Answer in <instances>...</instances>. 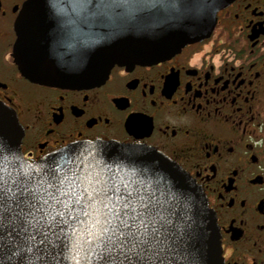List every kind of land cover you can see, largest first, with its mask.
<instances>
[{
	"label": "flooded vegetation",
	"instance_id": "obj_1",
	"mask_svg": "<svg viewBox=\"0 0 264 264\" xmlns=\"http://www.w3.org/2000/svg\"><path fill=\"white\" fill-rule=\"evenodd\" d=\"M26 1L0 0V102L17 113L25 159L80 142L155 149L204 192L223 264H264V0H234L208 38L80 90L19 71L15 22Z\"/></svg>",
	"mask_w": 264,
	"mask_h": 264
},
{
	"label": "water",
	"instance_id": "obj_2",
	"mask_svg": "<svg viewBox=\"0 0 264 264\" xmlns=\"http://www.w3.org/2000/svg\"><path fill=\"white\" fill-rule=\"evenodd\" d=\"M234 0H27L15 22V63L32 83L68 90L101 85L116 66L131 68L170 59L208 38L218 12ZM0 147L9 168L21 151L24 130L17 113L0 102ZM95 150L99 160L158 184L165 218L163 252L133 255L129 264H223L219 229L204 192L179 165L143 145L80 142L37 162L59 159L68 148ZM87 156V153H85ZM4 162L0 161V167ZM6 225L0 264H58ZM143 256V259L141 258ZM63 264H76L65 260ZM92 264H100L99 260ZM123 264V257H120Z\"/></svg>",
	"mask_w": 264,
	"mask_h": 264
},
{
	"label": "snow or ice",
	"instance_id": "obj_3",
	"mask_svg": "<svg viewBox=\"0 0 264 264\" xmlns=\"http://www.w3.org/2000/svg\"><path fill=\"white\" fill-rule=\"evenodd\" d=\"M3 120L0 113V127ZM2 153L0 232L11 226L9 239L31 241L58 264H120V257L129 264V253L164 251L171 222L156 196L160 187L136 170L114 169L79 146L38 164L16 158L11 168Z\"/></svg>",
	"mask_w": 264,
	"mask_h": 264
}]
</instances>
